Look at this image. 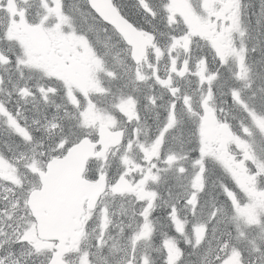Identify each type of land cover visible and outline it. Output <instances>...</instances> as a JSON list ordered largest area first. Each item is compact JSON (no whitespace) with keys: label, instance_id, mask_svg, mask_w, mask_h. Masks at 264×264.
<instances>
[{"label":"snow or ice","instance_id":"1","mask_svg":"<svg viewBox=\"0 0 264 264\" xmlns=\"http://www.w3.org/2000/svg\"><path fill=\"white\" fill-rule=\"evenodd\" d=\"M0 264H264V0H0Z\"/></svg>","mask_w":264,"mask_h":264}]
</instances>
